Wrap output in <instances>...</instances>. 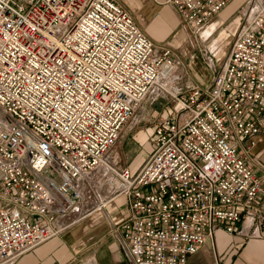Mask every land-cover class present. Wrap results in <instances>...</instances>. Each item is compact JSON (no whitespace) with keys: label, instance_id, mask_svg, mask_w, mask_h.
Masks as SVG:
<instances>
[{"label":"built area","instance_id":"obj_1","mask_svg":"<svg viewBox=\"0 0 264 264\" xmlns=\"http://www.w3.org/2000/svg\"><path fill=\"white\" fill-rule=\"evenodd\" d=\"M233 1L162 0L195 30ZM242 11L211 83L173 95L133 173L110 155L144 100L169 92L174 50L118 0H0V264L64 231L78 182L105 165L130 264H188L246 217L264 232V0Z\"/></svg>","mask_w":264,"mask_h":264},{"label":"rangeland","instance_id":"obj_2","mask_svg":"<svg viewBox=\"0 0 264 264\" xmlns=\"http://www.w3.org/2000/svg\"><path fill=\"white\" fill-rule=\"evenodd\" d=\"M158 1L159 3L154 0H119L133 14L137 24L154 42L172 48L178 54L177 61H181L174 74L179 78L178 82L174 85L168 84V93L158 94L155 92L153 94L155 99L148 97L144 100L123 128L115 146L114 150L120 154L121 164L127 167H137L138 170L144 165L151 150L150 140L154 135L156 119L161 115L171 113L173 95L180 94L185 98L188 88L193 84H210L218 68L225 62L236 30V20L242 16L244 12L242 9L245 6L242 0L233 1L232 3L238 8L235 14L228 22L222 24L218 29L215 28L214 32H210L208 24L207 27L204 26L200 30L191 28L175 8L164 4L162 0ZM214 22L220 24L219 20ZM210 33L212 34L210 35ZM257 159L263 163V165L259 164L264 166L263 149L259 152ZM103 169L100 168L94 172L97 173L100 180L92 179L91 186H85L84 189L81 188L84 184L80 181L77 184L78 189L87 194L96 192L99 199L107 196L110 191H113V188L116 190L119 182L112 174H108L106 181L101 182L106 175ZM97 180H99L98 189L91 188ZM81 206L83 208V204ZM69 218L62 219V222L70 226L72 223L66 224Z\"/></svg>","mask_w":264,"mask_h":264},{"label":"crops","instance_id":"obj_3","mask_svg":"<svg viewBox=\"0 0 264 264\" xmlns=\"http://www.w3.org/2000/svg\"><path fill=\"white\" fill-rule=\"evenodd\" d=\"M154 1L159 3L158 0ZM242 2L245 5L247 0ZM237 9V5L232 3L215 16L207 25L210 32L228 22ZM215 20H219L220 24ZM174 53L178 58V54ZM178 79L177 75L173 76L171 85ZM114 149L110 155L113 166L129 168L133 173L138 171L137 167L122 165L120 154ZM114 191L113 188L107 196L98 198L99 203L91 209L82 208L83 214L77 221L51 241L20 257L14 264H130L127 259L130 240L121 228L129 215L127 202L125 197L111 199ZM188 264H264V232L246 217L233 234L223 228L218 230L190 257Z\"/></svg>","mask_w":264,"mask_h":264},{"label":"bare ground","instance_id":"obj_4","mask_svg":"<svg viewBox=\"0 0 264 264\" xmlns=\"http://www.w3.org/2000/svg\"><path fill=\"white\" fill-rule=\"evenodd\" d=\"M102 168H104L103 169V171H105L104 173L107 175V173L110 171V167L108 166V165H105V166H103ZM98 170V169H97ZM96 170V171H97ZM95 172V171H94ZM93 172V174H92V176L90 177V175H88V176H86L83 180H82V182H83V186H81V188L82 189H84L85 188V186L86 187H90L91 186V183L93 182L92 181V179H99L100 180V178H98L97 177V173H94ZM106 175L104 176V177H106ZM104 177H103V179L101 180V182H103L104 181ZM91 178V179H90ZM99 180H97V181H95L94 183H93V187H91V188H96V189H98V187H99V183H98V181ZM90 190V189H89ZM88 190V191H89ZM82 191V193H83V202H81V205L83 204V209L85 210H89V209H91L92 207H94L95 205H97V203H99V201H98V197H97V193L95 192V193H93V194H91V193H89L88 191V193L89 194H87L86 192H83V190H81ZM104 202V201H103ZM81 205H79V207H78V209H76V210H74V211H72L71 212V214H70V216H66V217H64V218H69V220H67L66 221V224H70V223H73V222H75V221H77L80 217H81V213H82V206ZM83 214V213H82ZM72 216V217H71ZM63 218V219H64Z\"/></svg>","mask_w":264,"mask_h":264}]
</instances>
